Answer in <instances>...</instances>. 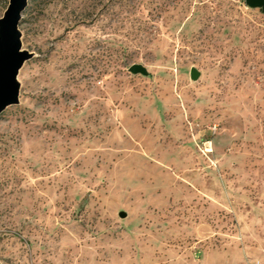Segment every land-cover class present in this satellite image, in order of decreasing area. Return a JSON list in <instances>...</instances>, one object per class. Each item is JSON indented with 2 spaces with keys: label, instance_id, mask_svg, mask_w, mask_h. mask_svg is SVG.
Listing matches in <instances>:
<instances>
[{
  "label": "rangeland",
  "instance_id": "374dc122",
  "mask_svg": "<svg viewBox=\"0 0 264 264\" xmlns=\"http://www.w3.org/2000/svg\"><path fill=\"white\" fill-rule=\"evenodd\" d=\"M18 29L0 264H264L260 7L27 0Z\"/></svg>",
  "mask_w": 264,
  "mask_h": 264
},
{
  "label": "water",
  "instance_id": "95a60500",
  "mask_svg": "<svg viewBox=\"0 0 264 264\" xmlns=\"http://www.w3.org/2000/svg\"><path fill=\"white\" fill-rule=\"evenodd\" d=\"M27 0H7L5 9L0 16V112L8 105L18 102L19 82L17 73L22 63L32 53L21 47L18 22ZM250 7H260L264 15V0H244ZM131 73L147 74L146 68L140 63L128 66ZM198 70L191 67L189 77L196 79ZM124 211L118 213L124 217Z\"/></svg>",
  "mask_w": 264,
  "mask_h": 264
},
{
  "label": "crops",
  "instance_id": "0c3cea01",
  "mask_svg": "<svg viewBox=\"0 0 264 264\" xmlns=\"http://www.w3.org/2000/svg\"><path fill=\"white\" fill-rule=\"evenodd\" d=\"M221 256H223V253H220V252H208V253H206V255L205 256H203V259L205 260H207V258L210 260H213V262H214V260H217V259H219ZM207 262V261H206ZM208 263V264H214V263ZM218 264H220V263H218ZM221 264H229V263H227V262H225L224 260H223V262L221 263Z\"/></svg>",
  "mask_w": 264,
  "mask_h": 264
}]
</instances>
